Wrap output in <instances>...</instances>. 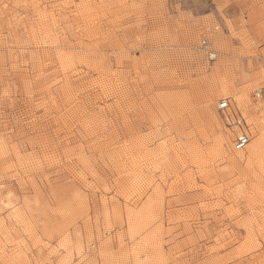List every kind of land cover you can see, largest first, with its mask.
I'll list each match as a JSON object with an SVG mask.
<instances>
[{
  "label": "rangeland",
  "instance_id": "obj_1",
  "mask_svg": "<svg viewBox=\"0 0 264 264\" xmlns=\"http://www.w3.org/2000/svg\"><path fill=\"white\" fill-rule=\"evenodd\" d=\"M262 85L264 0H0V264H264Z\"/></svg>",
  "mask_w": 264,
  "mask_h": 264
},
{
  "label": "built area",
  "instance_id": "obj_2",
  "mask_svg": "<svg viewBox=\"0 0 264 264\" xmlns=\"http://www.w3.org/2000/svg\"><path fill=\"white\" fill-rule=\"evenodd\" d=\"M199 48L201 49H205L207 48L208 54L211 57L210 59H213L216 57V53H214L212 51V49H210V44L208 43V41H206L205 39H201V41L199 42ZM214 53V54H213ZM254 94V98L256 100L259 101H264V87H258L254 90L253 92ZM218 108L221 111H225L228 108V101L227 100H222L219 105ZM237 123H239V121H237ZM242 132V131H241ZM249 141L248 136L245 133H240L237 134L234 139H233V148L234 149H242Z\"/></svg>",
  "mask_w": 264,
  "mask_h": 264
},
{
  "label": "bare ground",
  "instance_id": "obj_3",
  "mask_svg": "<svg viewBox=\"0 0 264 264\" xmlns=\"http://www.w3.org/2000/svg\"><path fill=\"white\" fill-rule=\"evenodd\" d=\"M206 40V39H205ZM207 41V40H206ZM210 49H212V47H211V45H210ZM200 50H202L204 53H205V55L207 56V58L209 59V60H214L215 58H213V59H210L211 57L209 56V54H208V51H207V48H205L204 50L203 49H200ZM212 51L214 52V53H216V56H217V52L214 50V49H212ZM213 53V54H214ZM260 87H264L263 85L262 86H260ZM222 100H224V99H222ZM221 100V101H222ZM225 100H227V99H225ZM220 101V102H221ZM228 101V100H227ZM219 102V103H220ZM219 103H218V105H219ZM228 107H229V101H228ZM264 133V132H263ZM261 136V135H260ZM261 138V137H260ZM263 138H264V136H263ZM262 138V139H263ZM221 141V140H220ZM221 143V142H220ZM263 145L264 144H262V141H257L252 147H251V151L250 152H252V154H256V152L257 151H260V150H263ZM222 146V145H221ZM223 148V147H222ZM223 150V149H222ZM224 151V150H223ZM225 154V153H224ZM258 154V153H257ZM256 154V155H257ZM233 157H231V159H232ZM235 160V159H234Z\"/></svg>",
  "mask_w": 264,
  "mask_h": 264
}]
</instances>
